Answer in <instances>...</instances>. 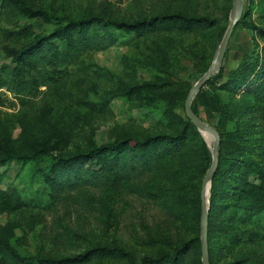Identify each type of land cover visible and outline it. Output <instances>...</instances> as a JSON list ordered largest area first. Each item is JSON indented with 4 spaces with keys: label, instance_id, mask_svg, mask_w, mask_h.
<instances>
[{
    "label": "rangeland",
    "instance_id": "obj_1",
    "mask_svg": "<svg viewBox=\"0 0 264 264\" xmlns=\"http://www.w3.org/2000/svg\"><path fill=\"white\" fill-rule=\"evenodd\" d=\"M19 2L46 13L9 17L0 0V82L7 78L2 66L15 65L17 50L72 20L93 15L137 20L180 13L206 15L215 22L183 26L169 20L145 32L117 30V43L87 51L68 78L42 86L39 93L21 99L3 86L0 92L7 103L0 105V186L19 191L29 204L0 213V238L22 254L37 257L74 255L102 245L120 246L128 253L98 252L77 264H125L144 254L159 257L194 235H199L202 251L200 191L206 172L201 170L205 147L198 131L211 164L214 140L186 122L184 105L214 59L232 19L234 0ZM253 27H264V0L245 1L221 67L192 101L193 109L219 132V160L211 179L212 185L218 171V204L211 206V189L209 196L218 263L241 256L250 263L264 260V211L249 216L240 192L228 207L223 204L229 197L227 187L238 184L234 168L242 167L241 159H254L264 168V85L262 97L236 82L222 86L232 70L251 73L245 62L248 55L259 59L258 76L264 77V36ZM152 80L159 84L138 92L136 84ZM182 131L183 139L158 148L163 158L157 170L135 179L148 195L135 191L124 179L80 187L57 200L51 196L45 174L54 156L126 136ZM33 153L35 157L28 156ZM196 256L195 247L173 264H197Z\"/></svg>",
    "mask_w": 264,
    "mask_h": 264
},
{
    "label": "trees",
    "instance_id": "obj_2",
    "mask_svg": "<svg viewBox=\"0 0 264 264\" xmlns=\"http://www.w3.org/2000/svg\"><path fill=\"white\" fill-rule=\"evenodd\" d=\"M1 6L5 15L9 17L22 13L28 16H44L46 13L41 9L23 6L19 0H2ZM169 20H174L175 23L183 26L215 22L214 18L206 15L187 16L180 13H157L137 20L113 19L98 15L72 20L49 34L37 36L17 50L14 54L15 65L2 66V74H5L7 78L0 82V86H7L16 97L21 99L24 95H34L43 90L42 86H50L68 78L73 73L72 66L81 64L83 55L87 51L104 50L117 43L119 41L117 30L145 32ZM253 28H258L260 34L264 36V27ZM245 62L249 64L248 71L251 73L248 75L242 73V68L232 70L222 86L229 87L232 82H236L238 86H244L255 95L262 97L260 89L264 85L262 81L264 77L258 76L259 59L248 55ZM158 84L157 81L152 80L135 86L138 92L142 93L148 86ZM6 103L7 97L0 92V105ZM186 122L196 128V124L190 118ZM198 134L205 147L201 161V170L205 173L211 165L210 153L204 137L199 131ZM183 138V131L178 135L151 134L143 138L126 136L110 143L94 144L85 150L67 155H57L51 160L45 174V181L50 187L51 196L56 200L80 187L106 185L124 179L130 182L135 191L148 195L147 189L138 185L135 179L146 172L157 170L163 158V151L158 149L161 145ZM28 156L35 157L36 153ZM241 160L242 167L234 168L236 171L234 176L238 184L227 187L229 197L223 204L228 207L240 192L244 198L243 201L246 202L245 208L249 211V216L256 217L264 211V168L254 159ZM251 174L255 175L254 180L249 179ZM220 194V177L217 171L211 185V206L218 204ZM28 204L19 191H11L0 186V213L20 209ZM212 230L213 221L209 215V264H264L262 259L250 263L242 256L218 263L212 246ZM195 247L197 248V264H202L199 235L185 240L181 245L176 246L172 253L159 257L144 254L140 258L132 257L125 264H173L181 254ZM98 252L128 254L123 247L102 245L88 248L74 255L37 257L22 254L11 242L0 238V261L7 264H77L90 259Z\"/></svg>",
    "mask_w": 264,
    "mask_h": 264
},
{
    "label": "water",
    "instance_id": "obj_3",
    "mask_svg": "<svg viewBox=\"0 0 264 264\" xmlns=\"http://www.w3.org/2000/svg\"><path fill=\"white\" fill-rule=\"evenodd\" d=\"M246 0H234L232 19L227 27V30L224 34V37L221 43L218 46L217 52L214 56L212 63L209 68L205 71L203 76L199 78L191 88V91L188 93L185 100V111L187 116L196 124V126L204 134L205 131L209 132L214 137L213 142V162L211 166L207 169L205 176L203 178L202 189H201V198H202V210H201V226H202V264H209V239H208V227H209V196L211 189V179L218 165L219 155V132L217 127L209 124L205 121L198 113H196L192 108V101L197 94V92L212 78L215 72L221 67L223 58L229 46V42L235 26L237 25L245 6ZM205 135V134H204ZM206 136V135H205ZM208 193V196H207Z\"/></svg>",
    "mask_w": 264,
    "mask_h": 264
},
{
    "label": "bare ground",
    "instance_id": "obj_4",
    "mask_svg": "<svg viewBox=\"0 0 264 264\" xmlns=\"http://www.w3.org/2000/svg\"><path fill=\"white\" fill-rule=\"evenodd\" d=\"M204 134L207 136V138H208V140H209L210 142H212V141L214 140V137H213V135H212L211 133L205 131ZM211 146H212V145H211ZM207 196H208V193H207Z\"/></svg>",
    "mask_w": 264,
    "mask_h": 264
},
{
    "label": "built area",
    "instance_id": "obj_5",
    "mask_svg": "<svg viewBox=\"0 0 264 264\" xmlns=\"http://www.w3.org/2000/svg\"><path fill=\"white\" fill-rule=\"evenodd\" d=\"M2 89H4V87H3V86H0V91H1Z\"/></svg>",
    "mask_w": 264,
    "mask_h": 264
}]
</instances>
